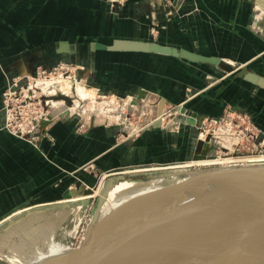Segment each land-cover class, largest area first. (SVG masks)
<instances>
[{"label": "crops", "instance_id": "crops-1", "mask_svg": "<svg viewBox=\"0 0 264 264\" xmlns=\"http://www.w3.org/2000/svg\"><path fill=\"white\" fill-rule=\"evenodd\" d=\"M177 1L184 5L175 12ZM247 1L123 0L121 9L112 14L106 0H0V218L12 215L0 226V239L11 231L9 241L28 237L30 227L47 225L52 216L63 217L47 213L56 212L50 208L64 201L69 186L82 179L91 183L94 171L124 175L138 166L184 157L189 149L183 130L153 126L126 136L103 123L74 118L54 119L34 144L2 128V94L10 78L66 61L85 66L94 85L104 92L142 91L196 118L217 117L228 104L250 112L264 131V86L239 73L209 82L208 75L214 76L209 69L214 67L208 64L93 47L109 46L114 40L154 42L217 57L264 78V0L254 2L253 28ZM149 14L160 24L155 37L149 32ZM107 180L111 183L114 178ZM145 183L119 185L128 186L123 194H111L114 205L106 210L112 211Z\"/></svg>", "mask_w": 264, "mask_h": 264}, {"label": "water", "instance_id": "water-1", "mask_svg": "<svg viewBox=\"0 0 264 264\" xmlns=\"http://www.w3.org/2000/svg\"><path fill=\"white\" fill-rule=\"evenodd\" d=\"M93 47L159 53L229 70L220 58L154 42L114 40L112 45L96 43ZM239 74L264 86V78L256 74L245 70ZM223 211L247 212L250 220L202 242L201 247L214 245L221 253L255 239L264 230V164L209 170L197 178L135 194L104 217L94 215L75 248L29 264H169L175 259L163 247L182 228ZM258 234L261 237L242 264H264V233ZM203 258L196 262L198 258L193 257L191 264L208 259Z\"/></svg>", "mask_w": 264, "mask_h": 264}, {"label": "rangeland", "instance_id": "rangeland-1", "mask_svg": "<svg viewBox=\"0 0 264 264\" xmlns=\"http://www.w3.org/2000/svg\"><path fill=\"white\" fill-rule=\"evenodd\" d=\"M106 2L108 6V12L112 14H117L118 10L121 9V4L123 3V0H106ZM254 2L255 0L247 1V5L249 8L250 27H252L253 23H255L256 21ZM183 5H184L183 1H177L176 4L173 5L174 11L178 12L180 8L183 7ZM148 19L150 23L149 32L152 37L153 36L155 37L158 34L155 27L160 26L158 22V18L149 14ZM162 28H164V26H162ZM252 31L258 34L264 33V31L263 33L256 32L254 30ZM175 58L181 59L179 57H175ZM181 60H185V59H181ZM223 62L227 66H229V70H225L220 67L210 65L214 67V69L209 67L210 68L209 70L213 72L214 76L208 75L207 80L209 82L216 81L219 77L226 75V74H233V73L238 74L242 70L247 71V69L244 66L240 67V69H237L238 66L227 63L225 62V60H223ZM60 63H63L65 65L62 69L58 67L57 64H55L51 66V68L53 67V69H47L44 74H42L40 71H39L40 73L37 74L36 72L38 69L37 68L35 69L33 73L27 75L29 76V78L27 79L29 83L32 82V79H36V80H47V83L53 84L55 80L57 79H61L65 76H69V74H72V75L74 74L75 80L79 82L80 85L81 84L83 85L84 87L83 90L85 92V96L84 98H82L83 102H81V98L79 99L78 97V99L76 100V103H73V105L70 107V108L77 107L78 109L80 108L81 110L77 111L75 109L73 110L70 109L71 110L70 113L69 112L67 113L64 110L63 112L65 113L58 115L53 119L66 120V119L74 118L77 121L81 120V123L100 122L110 127L117 134L122 132L123 134H127V135L136 132L141 126L150 127L151 123L157 124L158 122V124H161L163 129L167 131H174V132L178 131L179 132L180 130H183L184 132H186L187 134L186 137L189 141V149H188L186 156L184 157H180V158L173 159L171 161L163 162V163H155V164H151L147 166H138L140 167L139 170L130 169L131 171H129L128 173H124V175L105 176L103 172L94 171L93 172L94 178L91 183H88L84 179H82L75 185L69 186V188L67 189L66 197L64 201L61 203H58V205H56L54 208H50V211L53 210L56 212L47 213L48 216H52L54 214L64 212L63 217L61 214V217L57 219L52 232L47 233L48 236L46 239L34 240L33 242H31L29 245L31 249H34L37 251L40 249L43 251L46 250V245H42L43 242L45 243L49 242L51 243L52 246H56V244L58 243L62 245L77 244L84 237L85 232H87L88 224L91 222L93 216L96 215V217H99L103 207H107V206L112 207V205L110 204L111 194L114 193V191L119 185H123V183H133V182L143 183V182H148L153 179H165L167 181L173 180L172 181L173 183H179L181 181H185L188 179L197 178L205 174L209 170L212 171L218 168L231 167L233 165L264 164V160L263 161H247L241 158L247 155L248 156L255 155L258 153L259 150L264 148V131H262L260 128L259 130H261L260 131L261 133H258L255 139L252 140V138L248 137L247 135V137L242 139V142L239 145H234L237 143L231 142L232 144L228 145L229 146L228 147L227 144L224 145L221 141H219L220 140L219 138L217 139L215 137V134H216L215 131L218 132L221 129H224V127L226 126L227 128H229L228 126L230 125H221L218 128H216L217 126L209 124V120L203 119L204 121H202L201 129H200L202 130L201 132L200 130L196 129V123L199 124L202 118H196L195 116L189 115L187 112H186L187 114L186 115L184 110L182 108H179L178 106L167 105L149 93L143 94V92H132L128 94L119 95L113 92H104L102 91V89L94 85L93 80L91 79V77L89 76V73L87 72L88 69H85V66L82 65L80 67L79 65L69 63L66 61L59 62V64ZM192 63H195V62H192ZM76 81H74L75 84L77 83ZM36 90L39 94H41V96L46 97L45 95L46 92L43 91L41 87H39V89H32L29 84V87L26 89V91H30V92L31 91L36 92ZM128 96H131V97H128ZM104 101L106 102L108 101L107 104H109L108 106L106 105V108H104L105 106H103L106 104V102ZM46 105L48 106V109L46 108L47 109L46 112L50 113L51 115V113L53 112V109H55L57 105H58L57 108L62 107L61 106L62 102L59 101L57 102V105L54 106L53 104L52 105L50 103L48 104L46 101ZM95 105L97 107H95ZM226 105H227L226 108L235 109L228 104ZM111 107L113 108L112 110L114 111V114L111 111ZM129 107L131 109H129ZM95 109H97V111ZM106 109L108 111H106ZM116 109H119V112L121 109V112L119 113L118 110ZM110 112L112 114H109ZM180 113L185 116L184 122H181V120L180 121L178 120L181 115ZM116 114H118L119 116L118 115L116 116ZM121 114L123 117L120 116ZM219 116L210 117V118H218ZM125 118H127L126 120L128 122L124 120ZM188 119L189 121H187ZM160 120L162 121V123H159ZM175 123L177 125H175ZM178 127L179 129L176 130ZM230 129L238 130L235 127H233V129L230 127ZM213 130H214V133H213ZM234 130L233 132L237 133V131H234ZM199 133H200V137H199L200 147L205 148L208 145H209L208 147H213V143H214L216 144L215 153L216 155H219V156L214 157L213 154H209L206 158V159H209L207 160L208 162L204 160V162L201 161L202 163L198 162L197 164V162L195 163L192 160V158L194 155H197L198 153H202V150H203L201 148L200 150L195 149L197 145V137L199 136ZM238 133L243 134V132H238ZM201 136H203V138ZM207 138L208 139L210 138V140L207 141ZM206 142L207 143L209 142L210 144L209 143L207 144ZM231 155L233 156L232 158L233 160L230 161V159L228 160V157H230ZM219 157L222 160H220L219 162L218 161L216 162V159ZM234 157L241 158V159H234ZM224 158H227V159L224 160ZM210 160H212V162H210ZM213 160L215 162H213ZM191 161L194 163H192ZM144 167H148V168H144ZM116 176H121V177H116ZM109 177H113L114 181L109 183V181L107 180ZM11 217L12 215L1 217L0 226H3L6 223V220ZM39 219L37 220L39 221L44 220V218L43 219L39 218ZM31 228L32 227H30V230L27 233L31 234L30 232ZM16 229H19V228L17 227ZM17 236H20V235L17 234ZM16 240L19 242L18 239ZM14 241L12 242L9 241L8 244L4 243L3 240L0 241V264H16L12 260L10 261V258L8 259V256L11 254L10 247L12 246V243ZM24 250L26 252V255L30 257L32 254L30 249H24Z\"/></svg>", "mask_w": 264, "mask_h": 264}, {"label": "bare ground", "instance_id": "bare-ground-1", "mask_svg": "<svg viewBox=\"0 0 264 264\" xmlns=\"http://www.w3.org/2000/svg\"><path fill=\"white\" fill-rule=\"evenodd\" d=\"M74 81H76L74 74L73 75L69 74V76H65L61 79L55 80V82L53 84L47 83V80L32 79L30 86L32 89H39V87H41L43 89V91H45L47 93V94L45 93L46 97L44 96V98H46L45 100L47 101L48 104L50 103L51 105L53 104L55 106V105H57V102H59V101L62 102V105H61L62 107L57 108L58 107V105H57V107H55V109H53V112L50 115L51 118H55L56 116L61 115L65 112L70 113V111H71L70 109H72V110L75 109L77 111L81 110L80 108L78 109L77 107L70 108L73 105V103H76V100L78 99V97H79V99L81 98V102H83L82 98H84V96H85V92L83 90V88H84L83 85L82 84L80 85V83L77 81H76L77 83L75 84ZM128 97H131V96H128ZM109 101H111V100H109ZM104 102H106V101H104ZM107 102L105 105H103V106H105L104 108H106V105L107 106L109 105V104H107ZM101 103H103V102H101ZM77 105H78V103H77ZM122 106H123V104H122ZM95 107H97V106L95 105ZM94 108H93V110H94ZM102 109H103V107H102ZM112 109L113 108L111 107V111L114 114V111ZM121 109H120V112H121ZM129 109H131V108L129 107ZM64 110H65V112H63ZM95 110L97 111V109H95ZM116 110H118V112H119V109H116ZM106 111H108V110L106 109ZM103 113H105V112H103ZM109 114H112V113L110 112ZM122 114L120 116H122ZM117 115L118 114H116V116ZM182 115L183 114L180 115L179 119L178 118H176V119H178L179 121L181 120V122H184L185 116L184 115L182 116ZM110 117H111V115H110ZM113 117H114V115H113ZM176 117H177V115H176ZM127 118H125L124 120H126ZM117 119H118V117H117ZM187 121H189V119ZM174 122H175V120H174ZM159 123H162V121L160 120ZM175 125H177V124L175 123ZM196 125H197V123H196ZM228 127L229 128H227V126H226V127H224V129H221L218 132L215 131L216 132L215 137L217 139L219 138L220 139L219 141H221L224 145L227 144V146L232 144L233 142L238 143L240 141V139L243 137V134L238 133V132L237 133L233 132V130L230 129V126H228ZM201 137L203 138V136H201ZM208 140H210V138L209 139L207 138V141ZM222 143H220V144H222ZM208 146H206L205 148H201V149H203L202 153H198L197 155L193 156L192 160L195 163L197 162V164H198V162H201V161L204 162V160L206 162H208L207 160H209V159H206V158L209 154H213L214 157L219 156V155H216V153H215L216 144L213 143V147H208ZM229 150H231V149H229ZM238 157H240V156H238ZM232 158H233V156L231 155L230 157H228V160L230 159V161H231V160H233ZM241 158L245 159L247 161H263L264 160V148L259 150L258 153L255 155H250V156L247 155V156L241 157ZM241 158H237V157L235 158L234 157V159H241ZM225 159H227V158H224V160ZM220 160H222V159L219 157L216 159V162L217 161L219 162ZM194 162H192V163H194ZM210 162H212V160H210ZM213 162H215V161L213 160ZM247 165H253V164H247ZM256 165H260V164H256ZM172 181L173 180L167 181L165 179L152 180V181L145 183L141 188L137 187L136 190L132 191V192L135 195V194H139L141 192H144V191H147V190H150L153 188L164 187L167 185L169 186L170 184L173 183ZM127 186L128 185H125L122 187L118 186L115 190V193H113L112 195L115 196V194H121V193L123 194V190H125L124 188H126ZM114 201H115V198H112L110 200V204L112 203V205H114ZM109 212H110V210H106V207H104L100 217H104ZM63 214H64V212H63ZM57 219H59V218H55L54 216L48 218L47 221H49V223L47 225L45 223L44 225H42L40 227L31 229L30 232L32 235L30 233H27L28 237H31V238L35 237V236L38 237L43 233H44V235H45V233L46 234L51 233L53 230V227L55 226ZM249 220H250L249 213L242 212V211H223V212H220V213L212 215V216L201 218L199 220H196L194 222L189 223L187 226L182 228L175 235V237L172 240H170L163 247L164 248L163 252L165 254L169 255L170 257H172L173 259H175L174 262H171L169 264H191V260L193 259V257L198 258L196 262H199L200 260H202L203 257L208 258L207 261H202L200 264H242L248 258V256H250V254L252 252L251 249L253 248L256 241L259 239V237H261L258 233H260L262 235L264 233V230L259 231L254 236L255 239H252V240H250V241H248V242H246L240 246L234 247V248H225V249H223V252H221V253H218L219 248L214 246V245L201 247L200 244L206 240H209V239H212V238L218 236L221 232L225 231L228 228L234 227L236 224H245L246 225V223H248ZM245 225H243L241 227H244ZM11 233H12V231L7 233L4 237L1 238L4 243H7V244L9 243V238L11 236ZM28 237L22 236L19 239V242L14 241L12 243V246L10 247L11 254L8 256V259L10 258V261L12 260L16 264H29V263L45 260L47 258L59 255L63 252H66L67 250H69V249H67V247H65L64 245L59 244V243L56 244V246H52L51 243H49V242H46V243L43 242L42 245H46V250L43 251L40 249L37 251V250L31 249V247L29 246L31 241L28 239ZM1 239H0V241H2ZM9 245H11V244H9ZM52 247H54V248H52ZM24 249H30V251L32 252L30 257H28L26 255V252ZM102 262H104L105 264H107V263L111 264L108 261H102ZM197 264H199V263H197Z\"/></svg>", "mask_w": 264, "mask_h": 264}, {"label": "built area", "instance_id": "built-area-1", "mask_svg": "<svg viewBox=\"0 0 264 264\" xmlns=\"http://www.w3.org/2000/svg\"><path fill=\"white\" fill-rule=\"evenodd\" d=\"M57 66L62 69L65 65L63 63H58ZM49 69H53V67H50ZM46 70L47 68L40 67L36 72L37 74H39L40 72L44 74ZM28 78L29 76L12 77L8 81V84L2 94V128L10 134L36 144L39 138L46 133V128L54 119L50 117V113L46 112L48 106L46 105L45 98L41 96V94H39L37 90L36 92L26 91L30 84L27 80ZM226 107L227 106H225L222 114L218 118H202L200 123L196 125V129H201L202 121H204L203 119L209 120V124L217 126L216 128L221 125H230L232 129L233 127H235L238 130L233 129L234 131L243 132L244 135L240 139V141L234 145H239L242 142V139L247 137V135L253 140L257 137L258 133H261L259 128L256 127L257 125H255L250 112L246 110L230 109ZM150 125V127L155 126L154 123H151ZM79 127H81V124H78V128ZM156 127L163 128L160 124ZM143 128L146 127L141 126L136 132L130 135L137 133ZM178 129L179 127L176 130ZM200 131L202 132V130ZM200 133L197 137V145L195 148L197 150H200L201 148L199 142ZM120 134L123 133L120 132ZM130 135L126 134V136ZM77 245L78 243L74 245L66 244L64 246H66L67 249H72Z\"/></svg>", "mask_w": 264, "mask_h": 264}]
</instances>
